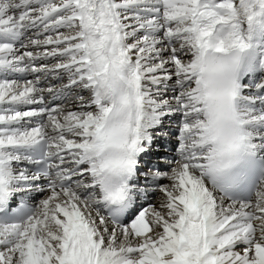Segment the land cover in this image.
<instances>
[{
    "label": "snow or ice",
    "instance_id": "6c2138e0",
    "mask_svg": "<svg viewBox=\"0 0 264 264\" xmlns=\"http://www.w3.org/2000/svg\"><path fill=\"white\" fill-rule=\"evenodd\" d=\"M0 264H264V0H0Z\"/></svg>",
    "mask_w": 264,
    "mask_h": 264
}]
</instances>
